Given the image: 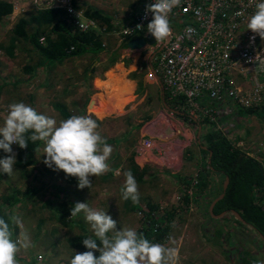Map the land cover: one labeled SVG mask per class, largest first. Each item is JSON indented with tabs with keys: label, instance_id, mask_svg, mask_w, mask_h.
Here are the masks:
<instances>
[{
	"label": "rangeland",
	"instance_id": "obj_1",
	"mask_svg": "<svg viewBox=\"0 0 264 264\" xmlns=\"http://www.w3.org/2000/svg\"><path fill=\"white\" fill-rule=\"evenodd\" d=\"M74 2L80 8L94 6L112 13V28H108L107 24L105 27L100 22L101 28L98 31L109 50L102 52L96 60L92 54L67 60L51 72L41 67L31 77L24 73V66L30 60L29 44L22 43L13 57L8 56L0 47V84L4 86L0 100V126L3 125L9 105L15 102H24L38 113L54 118L59 124L65 118L52 104L61 100L69 105L74 115H87L96 120L99 126L97 131L103 139L116 138L120 141L107 143L113 149L107 161L110 170L101 176L90 177V189L86 187L81 190L75 185L69 187L68 191L73 192L68 195H54L56 186L66 184V177L62 170L54 171L45 165L44 145L37 152L38 161L30 177H23L15 164L11 175L0 173V198L16 193L17 190H20L18 195L22 198L13 207V215L21 220L13 239H23L26 235L29 246L20 247L15 257L16 264H70L72 257L79 253L68 243L67 237L69 233L73 235L82 231L75 227L70 232L53 220L44 204L48 198L55 201L71 199L86 202L90 208L104 211L116 220L117 229L132 228L137 231L142 225L143 216L138 211H128V200L121 196L125 173L132 158L136 161L138 157L141 164L136 162L148 168L145 181L137 183V203L140 206H145L148 201L162 207L179 204L183 192L192 188L183 179L191 176L196 180L207 168L209 155L203 152V143L199 144L197 136L200 126L201 139L204 133L213 130V126L206 123L196 124V128L191 129L193 132L187 128V135L193 139L191 145L185 147L183 154L175 155L171 151L172 147L163 148L155 142L147 145V142L158 141L162 136L156 129L157 123L165 119L161 87L151 73L147 50L122 47L124 41L119 39L122 27L113 22L116 12L127 9L126 14H129L135 8L136 0ZM19 17L21 16L11 15L3 20L0 25V45L8 44L11 30ZM115 54L117 59L112 62ZM93 63L95 73H92ZM113 72L122 77L123 81L116 77L112 80ZM133 73H137L136 78H132ZM126 83L128 85L124 87ZM119 84H123L122 87ZM101 86H107V89H101ZM115 92L122 93L116 95ZM32 95L35 97L34 101L31 100ZM263 130L264 121L256 115H241L239 126L234 129L237 138L253 140L262 138ZM251 146L244 149L253 150ZM11 147L13 153L10 155L14 154L17 159L16 143ZM2 151L0 149V158L5 157ZM224 181V177L217 175L208 196H192L190 209L180 214L170 238L162 244L178 250L177 264H241L240 249L236 243L239 240L241 248L246 245L253 251L254 264H264V242L254 230L249 232V229L241 227L243 231H239L240 238L237 240L235 233L238 223L231 213L220 218L209 216L211 201L221 192ZM194 183L195 181L192 184ZM34 188L36 190H32ZM78 218L90 231L84 214L81 213ZM221 225L230 233L226 232L221 238L222 243L215 245L211 239L216 237V229Z\"/></svg>",
	"mask_w": 264,
	"mask_h": 264
},
{
	"label": "built area",
	"instance_id": "obj_2",
	"mask_svg": "<svg viewBox=\"0 0 264 264\" xmlns=\"http://www.w3.org/2000/svg\"><path fill=\"white\" fill-rule=\"evenodd\" d=\"M4 1L12 5L14 17L61 9L70 25L79 31L98 32L101 28L100 22L88 17L86 9L80 8L74 0ZM154 2L136 0L129 14H126L127 9L115 13L113 22L122 27L120 41L149 33L147 24L152 13L146 12V5ZM260 2L181 0L168 14L169 41H157L139 49L147 50L150 60L161 48L154 57L151 73L160 87L163 85L164 98L170 104L169 108L164 107L163 122L157 123L161 138L147 145L155 142L163 148L172 147L175 155L183 154L193 139L187 135V128L193 132L191 129L196 128V124L206 123L244 151V147L252 145L253 150L249 148L247 154L259 159L264 166V130L262 138L257 140L239 139L234 131L240 123V108L264 106V39L247 29L248 20ZM167 129L171 132L167 133ZM136 159L141 164L139 158ZM188 193L193 194L192 188Z\"/></svg>",
	"mask_w": 264,
	"mask_h": 264
},
{
	"label": "trees",
	"instance_id": "obj_3",
	"mask_svg": "<svg viewBox=\"0 0 264 264\" xmlns=\"http://www.w3.org/2000/svg\"><path fill=\"white\" fill-rule=\"evenodd\" d=\"M13 12V7L10 3L0 0V25L3 20L10 16ZM88 17L97 19L103 24H107L108 28H112L111 18L109 15L99 8L89 7L86 9ZM45 38L42 41V38ZM130 40V39H129ZM123 42L122 47H128V42ZM102 35L97 31H79L75 26L70 25L65 12L61 9H49L39 12H30L18 18L11 30V36L8 44H1L0 47L5 53L13 57L16 50L20 49L22 43H27L29 48L30 60L24 66V73L35 76L41 67L46 68L51 72L54 68L63 64L67 60L82 57L87 54H92L96 59L100 58L102 52L109 50L104 45ZM117 55L112 56V62H115ZM95 63V62H94ZM92 64V67L94 66ZM96 69L93 67L92 73ZM137 73H133L132 78H136ZM3 84H0V100L2 97ZM35 97L32 95L31 100L34 101ZM53 107L60 112V114L67 119L74 115L69 105L61 100L53 102ZM239 113L242 116L256 115L259 119L264 121V106L261 108H240ZM203 144L207 149L203 152L209 155L207 159L206 170L198 175L197 179L185 177L184 182L189 187H192L193 194L188 193V189L183 192L181 201L177 205L170 207H162L153 201H148L144 206L138 203H133L130 199L127 202L128 211H140L143 214V221L141 227L137 230L138 234H143L150 242L164 244L165 241L171 236L175 227L177 218L181 213H185L190 209L192 196L203 194L208 196L211 193L212 183L215 176L220 175L226 179L230 178L229 186L223 199L219 200L214 207V214H219L227 211L232 214V217L238 223L236 227L237 240L240 238V228H247L249 232L253 230L264 242V193L262 188L264 186V166L262 162L247 154L246 151L237 147L231 140H229L221 131L212 130L204 133ZM119 139H104L105 143L119 142ZM43 146V142L37 141L33 143L29 140L27 148L17 147V159L15 166L21 171L23 177L28 178L33 173V167L37 163V152ZM212 151V154L210 155ZM4 156L10 155L2 151ZM135 176L137 183L145 181V176L148 168L138 164L133 158L130 161L129 169ZM66 177V175H65ZM68 186L64 188L56 186L54 195L57 197L68 191L69 187L77 186L78 181L75 177H66ZM194 181V184H192ZM224 185V183H223ZM223 185L221 192L218 193L211 201L217 198L223 192ZM191 189V188H190ZM36 190V188L32 189ZM20 190L10 195H3L0 198V217L8 220L9 216L13 215V207L22 201L18 195ZM26 195V194H25ZM76 202L71 199L52 200L48 198L44 202L46 208L49 209L51 217L61 226L71 230L79 227L82 231L78 234H68V243L79 252L87 251L83 245L82 240L91 236L92 233L82 225L79 216L76 218L70 217V208ZM233 210L237 211L243 221L239 220ZM227 213V214H228ZM210 218L213 214L209 211ZM13 235L18 232V225H11ZM226 231L224 225L216 229V237L211 239L215 245H220L221 238L225 236ZM233 233V232H232ZM94 238V237H93ZM210 239V238H208ZM222 243V242H221ZM238 244L241 264H254L253 251L244 245L243 248L240 240L236 241ZM99 255V252H95ZM255 260V259H254ZM256 261V260H255Z\"/></svg>",
	"mask_w": 264,
	"mask_h": 264
},
{
	"label": "clouds",
	"instance_id": "obj_4",
	"mask_svg": "<svg viewBox=\"0 0 264 264\" xmlns=\"http://www.w3.org/2000/svg\"><path fill=\"white\" fill-rule=\"evenodd\" d=\"M180 2L155 0L146 5V12L152 13L147 31L156 42H164L169 37L168 14ZM247 29L264 39V0L256 4ZM98 127L97 121L87 115H72L58 124L54 118L38 113L32 106L15 102L9 105L0 126V149L11 154L13 143L23 149L28 147L29 140L33 143L41 141L44 145L43 162L47 167L54 171L62 170L66 177H75L78 189H90V177L101 176L110 170L107 161L113 151L97 131ZM15 163L14 154L0 158V173L11 175ZM121 196L133 203L139 200L138 185L131 170L125 173ZM81 213L92 235L82 240L88 250L76 253L70 264H177V249L152 243L135 229H117V221L106 212L96 211L86 202H76L70 208V217L76 218ZM10 222L11 225L21 224L16 215L9 216L8 220L0 217V264H16L15 257L20 247L29 246L26 235L23 239H13Z\"/></svg>",
	"mask_w": 264,
	"mask_h": 264
},
{
	"label": "water",
	"instance_id": "obj_5",
	"mask_svg": "<svg viewBox=\"0 0 264 264\" xmlns=\"http://www.w3.org/2000/svg\"><path fill=\"white\" fill-rule=\"evenodd\" d=\"M259 39H260V38H258V41H259ZM168 41H169V37L166 39V43H167ZM155 43H156L155 38H154L150 33H148L146 36H141V37H137V38H132L131 40H129V42H128V47H129L130 49H132V50H138V49L143 48L146 44L154 45ZM160 50H161V48H160L158 51H160ZM158 51H157V52H158ZM157 52H156V53H157ZM156 53L153 54V55L151 56L150 61H149L152 69L154 68V67H153V60H154V57H155ZM161 90H162V93H164L163 85H161ZM93 103H94V101L91 102V104H93ZM165 104L168 106L167 103H165ZM201 134H202V127L200 126V127H199V130H198V135H197V136H198V142H199V144L202 143ZM202 147H203L204 149H207V147H206L205 145H202ZM211 154H212V151H211L210 155H211ZM229 183H230V178H229V177H226V179H225V181H224V185H223V192H222L217 198H215V199L213 200V202L211 203V205H210V212H211V214H213V216L216 217V218L223 217V216H225V215L228 213L227 211H223V212H221V213H219V214H214V207H215L216 203H217L219 200H221V199L224 198V196H225V194H226V190H227V188H228V186H229ZM232 212L234 213V215H235L239 220H241V221L244 220V219L241 217V215H240L237 211L233 210Z\"/></svg>",
	"mask_w": 264,
	"mask_h": 264
},
{
	"label": "crops",
	"instance_id": "obj_6",
	"mask_svg": "<svg viewBox=\"0 0 264 264\" xmlns=\"http://www.w3.org/2000/svg\"><path fill=\"white\" fill-rule=\"evenodd\" d=\"M93 7H94V6H93ZM95 8H97V7H95ZM104 11H105V10H104ZM104 13H106V14L109 15V16L112 14V13H109L108 11H107V12L105 11ZM110 17H111V16H110ZM112 74H113V76H112V80H113L114 77H116V78L119 79L121 82L123 81V80H122L123 78H122V77H119L116 73L113 72ZM97 79H99V78L97 77ZM101 80H102V79H101ZM101 85H102V84H101ZM122 85H123V84H119L120 87H122ZM127 85H128L127 83L124 84V87L127 86ZM119 86H118V87H119ZM159 86H160V85H159ZM99 87H100V86H99ZM106 87H107V86H104V87L101 86V89H104V88L107 89ZM115 93H116V95H117V93H122V92H115ZM120 95H122V94H120ZM161 96H162V99H163V100H162V104L165 105L166 108H169V107H170V106H169L170 104H168V103L166 102V99L164 98V93H162V90H161ZM114 97H115V96H114ZM165 103H167L168 106H167ZM164 109H165V108H164ZM166 132H167V133H170L171 131H169V129H167ZM59 185H60V187H62V188L65 189V187L68 186V183H67V181H66V184H64V185L59 184ZM39 187H40V186H38V188H39ZM36 188H37V187H36ZM72 192H73V190H70V191H66V192L63 193V194H67V195H68V194H70V193H72ZM71 196H75V195H74V194H71ZM75 202H76V201H75Z\"/></svg>",
	"mask_w": 264,
	"mask_h": 264
},
{
	"label": "bare ground",
	"instance_id": "obj_7",
	"mask_svg": "<svg viewBox=\"0 0 264 264\" xmlns=\"http://www.w3.org/2000/svg\"><path fill=\"white\" fill-rule=\"evenodd\" d=\"M126 42V41H125ZM160 123V122H159ZM243 218V217H242ZM264 239V238H263Z\"/></svg>",
	"mask_w": 264,
	"mask_h": 264
}]
</instances>
